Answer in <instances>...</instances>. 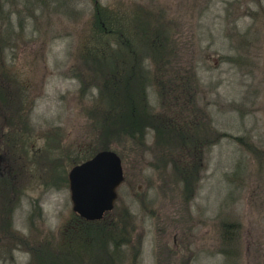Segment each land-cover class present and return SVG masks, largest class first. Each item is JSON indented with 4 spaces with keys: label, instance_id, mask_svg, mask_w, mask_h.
Returning <instances> with one entry per match:
<instances>
[{
    "label": "rangeland",
    "instance_id": "rangeland-1",
    "mask_svg": "<svg viewBox=\"0 0 264 264\" xmlns=\"http://www.w3.org/2000/svg\"><path fill=\"white\" fill-rule=\"evenodd\" d=\"M95 4L153 14L142 29L158 34L133 44L144 71L137 65L129 81L145 76L153 117L172 126L113 131L99 145L132 54L115 38L89 41ZM164 72L170 101L153 77ZM1 149L17 190L0 264L61 260L68 235L86 226L72 210L68 171L103 149L123 171L103 226L123 223L127 236L118 244L117 228L89 245L82 235L88 248L71 243L79 252L67 264H264V0H0ZM186 171L188 189L177 176Z\"/></svg>",
    "mask_w": 264,
    "mask_h": 264
},
{
    "label": "trees",
    "instance_id": "trees-1",
    "mask_svg": "<svg viewBox=\"0 0 264 264\" xmlns=\"http://www.w3.org/2000/svg\"><path fill=\"white\" fill-rule=\"evenodd\" d=\"M150 15L153 16L151 12H143L142 10L139 9V11L136 9L134 13H127V12H119L117 10V13L115 12L114 9L108 8L105 6L97 5L95 4L94 6V13L91 18V23L89 24L90 26V36H89V41H95V42H104V43H111L112 41H115L117 39V45L120 43L123 46H127V48L130 50V53L132 54V60L131 64L128 66V70L126 69L125 66L121 68L123 72H125V75L117 76V114L114 116V122L113 126H107L103 122L105 121V116L102 118V121L100 123V131L97 133V141L99 142V145H101L103 142H105V139L108 138V136L112 135V132L117 131V134L122 135H127V134H133L136 131H139L142 129L143 126L147 125H153L154 123H162L164 125L168 124L169 126H172L170 122H168V118H157L156 116L153 117V112H151L150 104L148 102V94L144 90L145 86V81L144 78L139 73V77H137L138 83H136V88L131 84L129 81V76L137 75V70H143L144 68L137 62H140L138 58L136 57L137 51L132 50L133 44H135L137 40L144 39L145 41H150L151 43V36L153 34L156 36L158 34V30H155L152 33L147 32V30L142 29L144 25H153L155 21L152 20V17L150 18ZM121 47V46H119ZM120 51V50H119ZM174 48L172 50V53H174ZM97 55V53H96ZM126 65V64H125ZM137 65L138 69L136 68ZM159 67V66H158ZM161 70V68L159 67ZM159 70V71H160ZM118 72V68H117ZM163 74L159 73L158 77L154 74V79H155V85L158 87L160 92L163 94V99L167 98V101H170L169 95L173 89L172 85L170 86V83L167 82L166 76ZM153 75V73H152ZM149 79L146 77V87H147V82ZM151 85L152 82L150 81ZM157 83V84H156ZM84 84V83H83ZM169 85V88L167 87ZM85 84L83 85V87ZM157 89V88H156ZM168 89H170L168 91ZM104 90L106 91V86H104ZM113 100V97L112 99ZM113 103V102H112ZM161 133V131H159ZM99 134V136H98ZM162 134V133H161ZM182 138V137H181ZM107 147L106 145H102V148ZM8 150V148H7ZM0 167L4 170L6 173V178H0V186H4L6 188V212H3L0 209V227L6 232H8V225H9V220H8V215L9 209H11L10 204L14 201V195L16 194L17 190V177L16 174L13 172V169L11 168V157L8 159V154L7 151L4 149L0 150ZM67 158H70L69 156ZM181 168V167H180ZM197 169V167H194V170ZM184 170V169H183ZM193 169L191 170V172ZM190 172V173H191ZM186 171V176H183L179 173V179L182 180L183 184L185 185V188L188 189L190 188V182L192 180L191 174ZM0 187V188H1ZM3 190V189H2ZM3 194V191L0 190V195ZM6 213V214H5ZM77 216V215H76ZM79 218V216H77ZM84 221L85 227H79L77 232L75 233L76 237L72 238L69 237V241L65 243V246H62V254L61 255V260L58 258H55L52 260L50 257L48 261L46 262L45 259L41 260V257L39 258L40 262L39 264H67L68 257L69 255L71 256L72 252L78 253L79 250H75L71 247L70 249V244L73 243L74 245L77 243H83L86 248L90 244H94L96 240H99L101 243H105L106 239H109L110 235L113 234L114 229H119L121 232H117V237H118V244L122 243L124 241L126 236H127V231L125 232V228L127 225L123 223H117L115 224L112 231L111 227L108 228L107 225L103 226L104 220H94V221H87L82 219ZM128 230V229H127ZM79 231H81V235H79ZM125 232V233H124ZM10 235V233L8 232ZM82 235H86L87 237L89 236L91 240L89 241V245L87 244L86 239L84 240L83 238L81 239L82 241L80 242V237ZM92 237L94 240H92ZM126 242V241H125ZM104 245V244H103ZM118 248V247H117ZM131 249L136 252H138L139 248L137 245L131 246ZM134 253V252H133ZM40 256V255H39ZM60 260V263H59ZM55 261V262H53ZM110 261V260H109Z\"/></svg>",
    "mask_w": 264,
    "mask_h": 264
},
{
    "label": "water",
    "instance_id": "water-1",
    "mask_svg": "<svg viewBox=\"0 0 264 264\" xmlns=\"http://www.w3.org/2000/svg\"><path fill=\"white\" fill-rule=\"evenodd\" d=\"M67 179L72 210L84 220H100L113 209L123 181L121 158L113 150H99L73 165Z\"/></svg>",
    "mask_w": 264,
    "mask_h": 264
}]
</instances>
